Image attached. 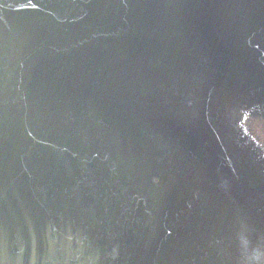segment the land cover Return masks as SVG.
I'll list each match as a JSON object with an SVG mask.
<instances>
[{
  "label": "water",
  "instance_id": "water-1",
  "mask_svg": "<svg viewBox=\"0 0 264 264\" xmlns=\"http://www.w3.org/2000/svg\"><path fill=\"white\" fill-rule=\"evenodd\" d=\"M0 264H264V0H0Z\"/></svg>",
  "mask_w": 264,
  "mask_h": 264
}]
</instances>
